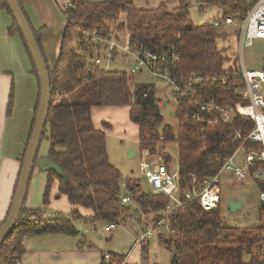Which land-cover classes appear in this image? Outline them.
I'll use <instances>...</instances> for the list:
<instances>
[{
    "label": "trees",
    "instance_id": "1",
    "mask_svg": "<svg viewBox=\"0 0 264 264\" xmlns=\"http://www.w3.org/2000/svg\"><path fill=\"white\" fill-rule=\"evenodd\" d=\"M17 1L33 31L49 74L51 99L42 139L46 138L49 143L47 157L55 160L65 174L60 177L52 170L47 171L43 205L49 203L51 187L57 179L58 196L66 195L71 205L89 208L92 213L81 216L74 207L69 215L42 218L41 210H28L23 205L15 228L0 245V264H20L25 252V237L54 232L77 235L73 218L107 225L125 222L128 217L137 219L141 213L155 222L164 216L168 202L165 195L145 192L136 177L124 178L121 171L110 163L106 133L94 125L92 107L128 106L129 119L137 125L139 155L144 150L159 155L169 168H173L170 165L171 155L161 146L175 142L182 187L191 174L200 178L215 175L223 157L235 151L239 144L238 140L233 139L232 132L241 130L246 135L253 128V122L248 117L236 115L228 123L215 111L202 110L203 101L211 100L224 107L243 102L230 86L208 83L186 97L171 93L177 102L173 114L178 119V126L174 131L172 126L163 124V102L153 83L135 81L130 86V74H134L130 70L129 74L123 70L106 69L93 60L99 58L102 49L112 56H116L119 50L124 55L136 53L137 57L144 59L143 68L149 73L167 71L176 81L188 73H220L237 69L239 29L224 28L223 22L231 17L240 23L256 0H196L199 10L217 7L220 12L210 22L201 24H195L189 17V2L185 0L179 1L173 8H169L165 2L153 7H139L133 0H69L70 6L62 7L65 27L52 67L41 48V39L48 35V29L42 27L35 30L22 0ZM0 8L12 17L5 0H0ZM231 30L235 37L233 44L228 38ZM8 32L20 35L32 64V73L38 80L37 71L13 17ZM110 41L127 44L129 50L110 49ZM172 51L177 58L172 59ZM146 52L156 58L146 59ZM162 56H166V59H162ZM261 68H264V57ZM39 97L40 92L25 151ZM12 103L11 91L6 110L8 115ZM210 116L218 117L217 121H210L207 118ZM251 145V142L246 143V147ZM257 184L260 190H264V184ZM122 196H128L130 202L123 204ZM221 213V202L217 207L205 211L196 200L171 212L169 224L177 234H167L165 244L175 251L172 264H260L259 250L264 245V225L224 226ZM140 221L143 222L144 218H140ZM245 254L249 255L247 262L243 259ZM100 264H107L103 261V255Z\"/></svg>",
    "mask_w": 264,
    "mask_h": 264
},
{
    "label": "crops",
    "instance_id": "2",
    "mask_svg": "<svg viewBox=\"0 0 264 264\" xmlns=\"http://www.w3.org/2000/svg\"><path fill=\"white\" fill-rule=\"evenodd\" d=\"M67 1L68 0H22V5L33 28L35 30H39L40 28L45 27L49 31L48 35L41 39V48L49 66L51 67L54 65L59 53V46L65 27V17L62 12V7L67 3ZM133 1L136 6L139 7H153L158 3L165 1L169 7L173 8L177 6L181 0ZM11 24V15L5 9L0 8V226L6 219L12 203L22 165V157L25 151V146L30 133L39 96L38 80L34 73H32V64L21 37L18 33L8 32ZM119 52L121 51L119 50ZM110 55L111 56L108 57V53H106L104 68H108V63H110L109 61L112 57V54ZM125 56L132 57L133 59L131 61L135 62V57L133 55ZM98 57L100 59L99 63L101 64L100 54ZM147 73L149 72L145 69L140 71L136 82L153 83L157 91L162 90L163 93H165L167 85L165 83L164 85H158L157 81L160 80L155 78L149 79ZM11 91L13 92V103L11 112L8 115L6 110ZM128 109V106H94L91 109L93 123L96 127L103 129L105 133L107 131L105 127L107 126L109 127L108 129H114L118 131V134H120L121 137L123 136L126 138L124 132H120L124 129V127L114 128L113 126L119 123V119H117L116 116L120 115L123 110L128 112ZM40 157H47V153H44ZM46 179L47 172L41 171L35 167L27 190V196L24 204L26 209L41 210L42 212L40 216L42 218H54L58 214L69 215L74 207L77 208L81 216H87L92 213L89 208H85L80 205H71L68 199L66 200V195L58 196L57 179H55L52 184L49 203L47 205H43L42 196ZM52 205H54L55 215L53 217H44L43 214L45 211L43 208L45 206L50 207ZM62 210H64L66 214H63ZM147 222L149 223L150 220H147ZM46 234H51L48 237H55L56 235H59L60 238L73 237L60 232L45 233L44 235ZM33 237L35 236H28L24 239L25 252L21 256L20 264L101 263L102 255L100 256L98 253L85 252L82 250L80 245L85 243V240H82V243L68 242L69 249L71 250L56 251L54 247V244L57 243L56 240L47 238L49 240L45 241L43 245H40V239H38L37 242V239ZM52 240L54 241L52 242ZM133 244V246L137 245L135 241ZM36 245L42 247L38 252L35 251ZM140 248L142 249L141 246ZM129 263L134 264V262L131 261H129Z\"/></svg>",
    "mask_w": 264,
    "mask_h": 264
},
{
    "label": "built area",
    "instance_id": "3",
    "mask_svg": "<svg viewBox=\"0 0 264 264\" xmlns=\"http://www.w3.org/2000/svg\"><path fill=\"white\" fill-rule=\"evenodd\" d=\"M64 6H70V3L67 2ZM214 25L217 26L218 23L215 22ZM223 27L239 29L237 69L220 73H188L182 75L177 79L178 81L167 71H151L150 74L157 80L165 81L170 87L171 93L180 97L194 94L197 89L208 83L230 86L234 92L239 94L243 102L224 107L209 100L201 103V109H206L209 112L215 111L222 120L228 123H231L236 115L248 117L253 122V128L246 135H243L241 130L232 132L233 139L238 140L239 144L235 151L223 157L222 165L215 175L200 178L196 174H191L185 180L186 184L183 187L180 184L178 169L169 168L159 155L150 154L146 150L140 153V168L151 187L150 194L162 193L168 198L164 216L155 225L147 222L143 233L135 239V243L142 248L147 247L148 239L153 237L158 226H163L167 234H177L175 228L169 224L168 218L173 210L185 206L187 202L196 200L205 211L217 207L221 200L220 176L223 172H229L241 184L253 181L264 184V68H246L243 58L245 47L252 46L257 40L264 41V0H256L240 23L231 17L225 18ZM109 47L110 49L117 47L124 52L129 50L127 44L113 41L109 42ZM171 54L172 59L177 58L174 51ZM132 55L135 57V63L130 68V73H136L143 68L144 59L137 57L136 53H132ZM110 56L108 53V57ZM145 58L155 59L156 56L146 52ZM162 59H166V56H162ZM93 61L99 63L100 59L96 58ZM207 118L215 122L218 117ZM247 142H251L252 145L246 147ZM241 149L245 151V159L243 166H237L234 160ZM259 197L264 212V190H260ZM121 202L128 203L130 199L128 196H122ZM117 225L119 224H107L104 226V231L109 232ZM103 261L107 264H130L127 255L120 256L111 253H104ZM259 262L264 264V245L259 250Z\"/></svg>",
    "mask_w": 264,
    "mask_h": 264
},
{
    "label": "rangeland",
    "instance_id": "4",
    "mask_svg": "<svg viewBox=\"0 0 264 264\" xmlns=\"http://www.w3.org/2000/svg\"><path fill=\"white\" fill-rule=\"evenodd\" d=\"M98 1V0H93ZM69 2V0L67 1ZM165 2V1H164ZM188 12L189 17L195 24H201L204 22H210L214 17L219 15L220 12L217 7H211L205 10H199L196 5V1H188ZM169 7V6H168ZM171 8V7H169ZM229 41L231 44L234 43V33L233 30L228 32ZM119 53V54H118ZM116 56H112L110 63H108V68L111 70H123L129 73L130 67L134 64L131 60L133 59L130 56H125L123 52H118ZM101 66L105 67V57L106 53L101 52ZM264 57V41L257 40L250 47H245L243 49V58L246 68L249 69H258L261 68ZM140 69V71H143ZM140 71L130 74L132 76L130 80V86H133ZM149 79L154 77L147 73ZM146 79V80H149ZM145 80V79H144ZM158 85H164V81H157ZM167 85V83H165ZM157 95L161 98L163 106H161V111L163 115V124H168L172 126L174 131H176L178 126L177 117L171 113L175 111L177 102L174 97L171 95V90L167 86L166 92L163 93L162 90L157 91ZM124 107V106H123ZM119 119V123L114 125V128L124 127L120 132H124L126 138L121 137L118 134V131L114 129H108L105 127L106 131V150L110 163L115 165L122 173L123 177L131 176L136 177L140 183V187L145 192H151V187L147 182L146 177L141 171V159L139 155L138 142H137V125L132 122L128 117V112L123 110L120 115L116 116ZM49 143L46 138H43L40 143L38 150V156H42L44 153H47ZM163 151L168 152L171 155V166L176 170L177 168V144L175 142L165 144L161 146ZM160 149V150H161ZM129 150L134 151L133 156H129ZM158 156V155H157ZM245 159V151L241 149L237 158H235L234 163L237 166H243ZM33 182V181H32ZM30 184V182H29ZM220 190H221V215H222V224L228 227H258L264 225V212L261 213L262 201L260 200V189L255 181L242 185L237 182L232 174L229 172H223L220 176ZM228 197L239 198L243 202L242 208L238 211L232 212L229 210L228 205L226 204V199ZM66 198V197H65ZM67 200V198H66ZM44 217H53L54 214V205L44 208ZM63 214H66L62 210ZM133 217V216H132ZM144 218V221H140ZM148 219L144 213H141L140 217L137 219L128 217L125 222H120L116 228L112 229L110 232H104V226L106 225L103 222L98 221H85L82 218H73L75 229L78 231V234L70 237H48L51 234L46 235H35V239H40V245L49 239L52 238L56 240L54 244L55 250L68 251L69 243H82V240H85V243L81 244L82 250L85 252H93L103 255L104 253L111 254H121L127 255L129 261L134 262V264H172L174 249L165 244V237L167 233L163 226H158L155 230L154 237L148 239V245L145 248H140V246H133L135 239L143 233L145 230V224H147ZM150 222L155 225V221ZM164 237V238H163ZM81 239V240H80ZM52 240V242L54 241ZM69 240V241H68ZM73 240V241H72ZM42 247L36 245L35 251H39ZM244 261L247 262L249 255L245 254L243 257Z\"/></svg>",
    "mask_w": 264,
    "mask_h": 264
},
{
    "label": "water",
    "instance_id": "5",
    "mask_svg": "<svg viewBox=\"0 0 264 264\" xmlns=\"http://www.w3.org/2000/svg\"><path fill=\"white\" fill-rule=\"evenodd\" d=\"M9 10L14 18L17 27L23 37L25 46L31 56L33 65L37 71L39 80V104L35 115L32 133L26 148L24 158L22 161L20 174L17 180L16 188L14 191L12 203L8 212V215L4 223L0 226V245L10 235L15 228L16 223L21 215L23 205L26 200L27 190L30 182L32 172L35 167L41 171L52 170L60 177H64L65 174L58 165V163L49 157H39L37 159L38 150L40 147L42 135L46 125V118L49 110V104L51 99V88L49 74L46 63L42 56L40 47L34 37L33 31L26 20V17L17 0H5ZM135 153L133 150H129L128 155L133 156ZM226 204L230 211H238L243 206L241 199H234L228 197Z\"/></svg>",
    "mask_w": 264,
    "mask_h": 264
},
{
    "label": "bare ground",
    "instance_id": "6",
    "mask_svg": "<svg viewBox=\"0 0 264 264\" xmlns=\"http://www.w3.org/2000/svg\"><path fill=\"white\" fill-rule=\"evenodd\" d=\"M178 102H179V100H178Z\"/></svg>",
    "mask_w": 264,
    "mask_h": 264
}]
</instances>
